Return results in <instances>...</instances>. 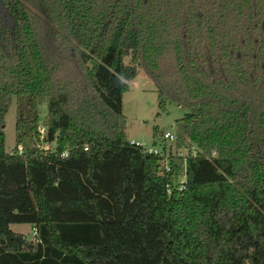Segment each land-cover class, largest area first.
<instances>
[{"label":"trees","instance_id":"1","mask_svg":"<svg viewBox=\"0 0 264 264\" xmlns=\"http://www.w3.org/2000/svg\"><path fill=\"white\" fill-rule=\"evenodd\" d=\"M108 54L184 108L182 154L129 142ZM0 264H264V0H0Z\"/></svg>","mask_w":264,"mask_h":264},{"label":"rangeland","instance_id":"2","mask_svg":"<svg viewBox=\"0 0 264 264\" xmlns=\"http://www.w3.org/2000/svg\"><path fill=\"white\" fill-rule=\"evenodd\" d=\"M88 64H92V59L85 55ZM109 54L100 61L99 76L97 85L104 98L115 104V108L124 116L123 131L128 139L136 140L142 144H149L151 141L159 142V135H155L159 130L174 133L173 121L180 117L185 111L180 105L167 101L164 109L157 107L156 90L151 79L142 71L137 62H131L128 55L122 57L123 63L133 67L134 74L128 83L126 91L119 94L117 92V70H111L108 66ZM40 113H44V103L39 106ZM14 119H15V97L12 96L3 116V146L6 151H10L14 145ZM156 126L155 134L152 128ZM43 146L52 147L53 142ZM164 149L172 154L178 151L184 152V148H176L173 142L165 139ZM182 154V153H181ZM183 179V175L177 177V182ZM14 231L22 232L26 237L33 238V228L28 222H15L9 224Z\"/></svg>","mask_w":264,"mask_h":264},{"label":"built area","instance_id":"3","mask_svg":"<svg viewBox=\"0 0 264 264\" xmlns=\"http://www.w3.org/2000/svg\"><path fill=\"white\" fill-rule=\"evenodd\" d=\"M37 131H38V136L41 138V136L44 133V127L41 123H38L37 125ZM159 137V142L156 143L154 140L151 141L149 144H142L137 142L136 140H132L129 139V142L139 146L141 148L142 151L145 152H149L152 154H156L161 156L163 159L167 158V155L172 154L170 151H166V149H164V141L165 139L169 140V142H173L174 139V133H170L169 131H162V134L158 136ZM190 148H192V146L190 145ZM22 147L21 145H17L16 146V152H21ZM182 152L178 151L177 155H180ZM165 168H167V162L164 164ZM183 179L180 180V182Z\"/></svg>","mask_w":264,"mask_h":264},{"label":"crops","instance_id":"4","mask_svg":"<svg viewBox=\"0 0 264 264\" xmlns=\"http://www.w3.org/2000/svg\"><path fill=\"white\" fill-rule=\"evenodd\" d=\"M9 227H10V226H9ZM31 228H33L32 225H31Z\"/></svg>","mask_w":264,"mask_h":264}]
</instances>
